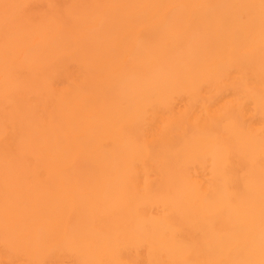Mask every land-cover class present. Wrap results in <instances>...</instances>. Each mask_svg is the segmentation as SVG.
<instances>
[{
    "label": "bare ground",
    "instance_id": "6f19581e",
    "mask_svg": "<svg viewBox=\"0 0 264 264\" xmlns=\"http://www.w3.org/2000/svg\"><path fill=\"white\" fill-rule=\"evenodd\" d=\"M0 264H264V0H0Z\"/></svg>",
    "mask_w": 264,
    "mask_h": 264
}]
</instances>
